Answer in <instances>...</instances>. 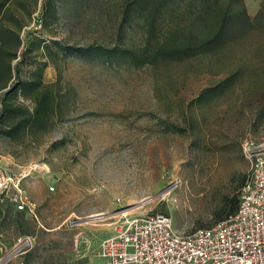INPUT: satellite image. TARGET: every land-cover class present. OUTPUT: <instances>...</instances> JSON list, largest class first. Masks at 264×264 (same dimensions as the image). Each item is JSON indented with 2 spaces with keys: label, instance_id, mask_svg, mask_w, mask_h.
<instances>
[{
  "label": "rangeland",
  "instance_id": "rangeland-1",
  "mask_svg": "<svg viewBox=\"0 0 264 264\" xmlns=\"http://www.w3.org/2000/svg\"><path fill=\"white\" fill-rule=\"evenodd\" d=\"M43 1L13 0L11 10L29 26ZM55 1L59 18L40 33L52 45L58 39L143 49L144 19L133 16L120 27L122 0ZM245 1L252 17L264 2ZM177 6L181 21L185 8ZM26 26L10 84L47 60ZM261 37L255 33L183 62L137 66L121 54L111 60L72 55L59 67L51 62L44 80L53 82L60 72L76 87V104L70 119L40 146L0 137V169L22 178L36 204L33 213L17 210L9 199L0 203V264H104L98 255L102 241L144 214H169L180 233L215 224L225 194L250 170L241 141L264 142V67L262 54L255 52ZM239 67L243 75L223 95L193 108L204 116L197 148L189 133L174 126L183 124L189 103L203 88ZM18 100L31 104L23 96ZM53 142L58 146L50 151Z\"/></svg>",
  "mask_w": 264,
  "mask_h": 264
},
{
  "label": "trees",
  "instance_id": "trees-1",
  "mask_svg": "<svg viewBox=\"0 0 264 264\" xmlns=\"http://www.w3.org/2000/svg\"><path fill=\"white\" fill-rule=\"evenodd\" d=\"M12 1L0 0V137L20 145L44 144L48 133L70 119L76 104V87L70 81L64 82L60 72L55 81L46 82L44 70L51 62L59 67L60 60L72 55L88 60L96 54L100 59L111 60L121 54L137 66L156 64L157 60L183 62L260 33L262 37L255 52L262 54L259 66L264 67V2L252 17L245 0H122L120 27L130 23L133 16L144 19L146 40L141 51L119 46L110 48L103 44H65L58 39H54L52 45L46 36L31 34L43 48L47 60L36 66L26 79L10 84L15 76L13 60L18 58L23 45L20 30L27 25L23 26L24 22L11 10ZM177 5L185 8L181 21L176 16ZM42 13L45 30L50 19L56 21L59 18L56 1L44 0ZM244 70L239 67L218 83L203 88L189 103L190 111L183 117V124H176L173 130L189 133L193 145L201 147L204 116H197L193 108L202 109L213 97L223 95ZM20 96L31 104L20 102ZM57 146V142H53L49 150L53 151ZM246 178L225 194L222 204L214 212L215 219H226L237 211Z\"/></svg>",
  "mask_w": 264,
  "mask_h": 264
},
{
  "label": "built area",
  "instance_id": "built-area-1",
  "mask_svg": "<svg viewBox=\"0 0 264 264\" xmlns=\"http://www.w3.org/2000/svg\"><path fill=\"white\" fill-rule=\"evenodd\" d=\"M26 29L43 31L42 4ZM241 145L250 170L233 215L187 233L175 229L169 214L136 216L102 241L98 255L104 264H264V142L246 137ZM21 179L0 169V203L9 199L17 210L34 213Z\"/></svg>",
  "mask_w": 264,
  "mask_h": 264
},
{
  "label": "water",
  "instance_id": "water-1",
  "mask_svg": "<svg viewBox=\"0 0 264 264\" xmlns=\"http://www.w3.org/2000/svg\"><path fill=\"white\" fill-rule=\"evenodd\" d=\"M91 218H85L83 221H87V220H90Z\"/></svg>",
  "mask_w": 264,
  "mask_h": 264
}]
</instances>
